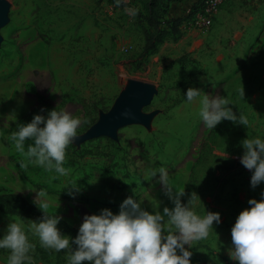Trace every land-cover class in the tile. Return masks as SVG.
Segmentation results:
<instances>
[{
	"label": "rangeland",
	"instance_id": "rangeland-1",
	"mask_svg": "<svg viewBox=\"0 0 264 264\" xmlns=\"http://www.w3.org/2000/svg\"><path fill=\"white\" fill-rule=\"evenodd\" d=\"M4 1L8 12L0 27V195L16 193L33 203V191L45 189L50 207L41 210L79 229L86 214L98 215L103 209L118 214L129 196L142 200L141 207L150 213L173 208L159 174L150 175L163 166L173 189L184 192L182 203L196 193L201 200L193 204L197 214L221 216L207 239L191 242V264H238L229 256L231 228L239 213L251 207L248 201H259L264 192V182L251 187L252 172L240 163L241 141L264 138V0H230L210 29L189 30L183 24L181 37L167 38L144 59L141 3ZM196 1L185 6L179 2L170 15L187 17ZM126 8L135 9L136 15ZM134 83L155 92L138 118L110 135L85 139ZM190 87L227 97L233 112L247 116L249 124L223 120L215 129L207 128L198 114L201 97L185 102ZM53 109L87 119L67 146L66 176L29 163L10 135L17 124ZM30 143L26 140L25 151ZM29 220L39 221L0 213V236L10 222L23 221L34 245L30 264H67L70 249L42 247ZM57 227L75 237L62 224ZM167 230L166 224L165 234ZM9 254V249H0V261L2 256L8 261Z\"/></svg>",
	"mask_w": 264,
	"mask_h": 264
},
{
	"label": "clouds",
	"instance_id": "clouds-1",
	"mask_svg": "<svg viewBox=\"0 0 264 264\" xmlns=\"http://www.w3.org/2000/svg\"><path fill=\"white\" fill-rule=\"evenodd\" d=\"M116 3L119 4L120 0ZM125 12L136 15L135 9L126 8ZM198 97H201L198 114L207 128L215 129L223 120L244 126L249 124L247 116H238L233 112L227 97L209 96L190 87L185 102L192 103ZM86 122V118L53 109L48 111L47 116L36 114L30 122L17 124V130L10 135L17 152L26 156L29 163L66 176L69 169L63 165L67 146L74 143L77 129ZM26 140L33 141L27 145V151ZM241 144L244 153L240 163L252 172L250 185L256 188L264 182V138L248 137ZM157 174L174 204L171 209L165 207L163 214L144 210L142 200L137 202L129 196L121 203L118 214L109 209L101 210L98 215L86 214L74 238L62 234L57 227L60 216L44 212L38 222L28 221L30 230L46 249L57 252L70 249L67 264H83L86 261L91 264H191V242L207 239L210 230H214L213 223L221 222L220 213L209 211L204 215L197 214L193 204L201 201L199 196L192 193L188 203H182L180 197L184 192H178L170 185L168 169L160 166L150 172L152 177ZM33 192L36 193L33 203L39 209H48L50 198L47 191L40 189ZM68 194L75 198V192ZM248 204L251 207L239 213L231 228L233 247L229 249V256L238 264H264V192L259 201L250 199ZM166 224L168 230L165 234ZM72 245L76 247L73 249ZM33 248L23 221L10 222L5 234L0 236V249L10 250L7 264H30L32 257L29 253Z\"/></svg>",
	"mask_w": 264,
	"mask_h": 264
},
{
	"label": "trees",
	"instance_id": "trees-1",
	"mask_svg": "<svg viewBox=\"0 0 264 264\" xmlns=\"http://www.w3.org/2000/svg\"><path fill=\"white\" fill-rule=\"evenodd\" d=\"M126 0H120L118 5L126 6ZM134 3H141L139 17L144 27V46L140 54L141 59L155 53L159 46L162 45L167 38H179L182 36L181 27L186 24L192 15L199 9L196 1L191 8V12L187 17H173L170 12L175 5H179L180 0H130ZM139 1V2H138ZM111 4H117L116 0H108ZM176 5V6H177ZM43 210L36 207L25 197L16 193H5L0 195V213L8 216H17L23 219L39 220L43 217ZM47 214V213H46ZM68 228V232L72 236L78 233L77 228H70L64 221L60 223Z\"/></svg>",
	"mask_w": 264,
	"mask_h": 264
},
{
	"label": "water",
	"instance_id": "water-1",
	"mask_svg": "<svg viewBox=\"0 0 264 264\" xmlns=\"http://www.w3.org/2000/svg\"><path fill=\"white\" fill-rule=\"evenodd\" d=\"M8 7L4 0H0V27L6 22ZM154 90L141 83H134L132 89L117 104V107L101 122L96 124L85 139L97 135H110L119 127L136 120L137 112L151 103ZM126 114V115H125Z\"/></svg>",
	"mask_w": 264,
	"mask_h": 264
},
{
	"label": "built area",
	"instance_id": "built-area-1",
	"mask_svg": "<svg viewBox=\"0 0 264 264\" xmlns=\"http://www.w3.org/2000/svg\"><path fill=\"white\" fill-rule=\"evenodd\" d=\"M230 0H199L196 4L199 9L186 23L189 30L205 31L212 27L218 12L229 3ZM191 12L190 10L188 11Z\"/></svg>",
	"mask_w": 264,
	"mask_h": 264
},
{
	"label": "crops",
	"instance_id": "crops-1",
	"mask_svg": "<svg viewBox=\"0 0 264 264\" xmlns=\"http://www.w3.org/2000/svg\"><path fill=\"white\" fill-rule=\"evenodd\" d=\"M187 1L189 2V0H184L183 2H181V4H183L184 6L187 4ZM196 1V0H195ZM178 4V3H177ZM176 4V5H177ZM180 4V3H179ZM175 5V6H176ZM182 5V6H183ZM179 5H177V7H178ZM0 264H7V261L3 258V256H2V259H1V261H0ZM36 264H47V263H43L42 261H38V262H36Z\"/></svg>",
	"mask_w": 264,
	"mask_h": 264
}]
</instances>
